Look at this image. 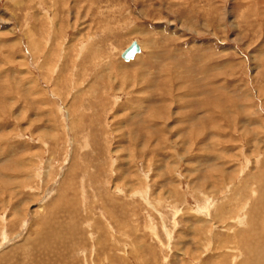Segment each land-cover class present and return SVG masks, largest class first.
<instances>
[{
    "label": "rangeland",
    "instance_id": "obj_1",
    "mask_svg": "<svg viewBox=\"0 0 264 264\" xmlns=\"http://www.w3.org/2000/svg\"><path fill=\"white\" fill-rule=\"evenodd\" d=\"M235 262L264 264V0H0V264Z\"/></svg>",
    "mask_w": 264,
    "mask_h": 264
},
{
    "label": "bare ground",
    "instance_id": "obj_2",
    "mask_svg": "<svg viewBox=\"0 0 264 264\" xmlns=\"http://www.w3.org/2000/svg\"><path fill=\"white\" fill-rule=\"evenodd\" d=\"M135 41H136V40H135ZM136 43H137V41H136ZM137 45H138V47H139V51H138L137 53H139V52H140V46H139L138 43H137ZM127 47H128V46H127ZM122 52H123V51H122ZM122 52H121V53H122ZM137 53H135V54H137ZM134 56H135V55H134ZM134 56H133V57H134ZM131 59H132V58H131ZM123 60H124V59H123ZM125 61H129V60H125ZM239 187H240V186H239ZM239 187H238V188H239ZM240 188H241V187H240ZM234 189H235V188H234ZM235 190H236V189H235ZM234 192H235V191H234ZM237 192H238V191H237ZM239 192H240V191H239ZM239 192H238V193H239ZM255 193H256V192H255ZM237 198H238V197H237ZM198 207H199V209H198V210H199V213H205L204 219H206L207 216H208V217H209V216L211 217V214H212L211 211H210V210H211V207H212V202H211V201H210V202H209V201H205V203H203L202 205H199ZM213 207H215V206H213ZM213 207H212V208H213ZM174 208H175V207H174ZM220 208H221V207H220ZM239 210H240V211H239V212H240V213H239L240 215L238 214V215L235 216V217H233V216H234V215H233L232 218H231V221H230V223H233V224L238 225V226L241 225L242 223H245V221H243V219H244L245 216H244V217L242 216L243 213H244V212H242V210H243L242 206L239 208ZM75 211H76V210H75ZM235 211H236V210H235ZM175 212H176V211H175ZM241 212H242V213H241ZM235 213H236V212H235ZM244 214H245V213H244ZM246 220H247V219H246ZM246 223H248V222H246ZM166 232H167V231H166ZM167 236H168V241H170V233H169V232H167ZM184 239H185V238H184ZM205 239H206V238H205ZM209 239H210V238H209ZM209 239H207V240L209 241ZM229 242H230V241H229ZM230 243H231V242H230ZM166 245H167V244H166ZM232 245H233V244H232ZM227 248H228V247H227ZM227 248H226V249H227ZM232 248H234V247H232ZM235 248H236V247H235ZM202 249H203V248H202ZM224 250H225V249H224ZM224 252H225V251H224ZM224 252H223V253H224ZM234 252H235V251H234L233 249H229V248H228V251H226L225 254H228V253H229V254H233ZM199 255H201V254H199ZM199 255H197V256H199ZM236 255H237V253H236ZM236 255H233L234 257H233V256H232V257L235 259V258H236V257H235ZM186 257H187V256H186ZM219 257H220V256H219ZM238 257H240V256H238ZM196 258H198V257H196ZM216 258H217V257H216ZM216 258H215V260H216ZM224 258H225V257H224ZM228 258H229V257H228ZM233 258H232V259H233ZM229 259H230V258H229ZM237 260H238V259H237ZM235 261H236V260H235ZM199 262H200V261H199ZM203 262H204V261H203ZM232 262H233V261H232ZM236 262H237V261H236ZM236 262H235V264H237ZM220 264H221V263H220ZM228 264H229V263H228ZM231 264H232V263H231Z\"/></svg>",
    "mask_w": 264,
    "mask_h": 264
},
{
    "label": "water",
    "instance_id": "obj_3",
    "mask_svg": "<svg viewBox=\"0 0 264 264\" xmlns=\"http://www.w3.org/2000/svg\"><path fill=\"white\" fill-rule=\"evenodd\" d=\"M139 51V47L136 43L135 40H133L128 47H126L123 52L121 53V57L124 60H129L131 58H133V56L135 55V53H137Z\"/></svg>",
    "mask_w": 264,
    "mask_h": 264
}]
</instances>
